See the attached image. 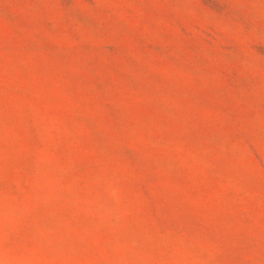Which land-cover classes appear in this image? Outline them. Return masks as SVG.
I'll list each match as a JSON object with an SVG mask.
<instances>
[{"label":"rangeland","instance_id":"374dc122","mask_svg":"<svg viewBox=\"0 0 264 264\" xmlns=\"http://www.w3.org/2000/svg\"><path fill=\"white\" fill-rule=\"evenodd\" d=\"M0 264H264V0H0Z\"/></svg>","mask_w":264,"mask_h":264}]
</instances>
